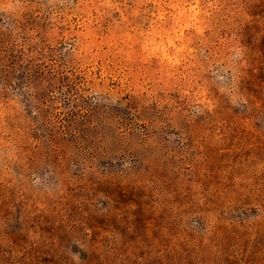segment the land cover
I'll return each mask as SVG.
<instances>
[{"label": "rangeland", "instance_id": "rangeland-1", "mask_svg": "<svg viewBox=\"0 0 264 264\" xmlns=\"http://www.w3.org/2000/svg\"><path fill=\"white\" fill-rule=\"evenodd\" d=\"M0 264H264V0H0Z\"/></svg>", "mask_w": 264, "mask_h": 264}]
</instances>
